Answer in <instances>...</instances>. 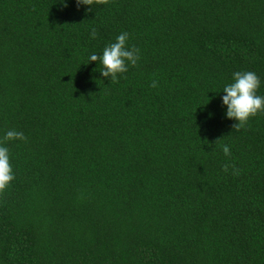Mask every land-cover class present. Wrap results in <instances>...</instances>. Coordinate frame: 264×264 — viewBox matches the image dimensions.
<instances>
[{
  "label": "trees",
  "instance_id": "16d2710c",
  "mask_svg": "<svg viewBox=\"0 0 264 264\" xmlns=\"http://www.w3.org/2000/svg\"><path fill=\"white\" fill-rule=\"evenodd\" d=\"M122 32L140 58L111 82L89 56ZM236 71L264 96V0H0V264H264V112L232 128Z\"/></svg>",
  "mask_w": 264,
  "mask_h": 264
},
{
  "label": "clouds",
  "instance_id": "9594fccd",
  "mask_svg": "<svg viewBox=\"0 0 264 264\" xmlns=\"http://www.w3.org/2000/svg\"><path fill=\"white\" fill-rule=\"evenodd\" d=\"M109 0H76L77 7L81 5L93 6L107 4ZM65 6L66 3H65ZM92 11V7L86 9ZM93 39L97 36V30L93 28L90 33ZM129 33L122 32L116 37V41L108 44L102 52V55L91 54L89 62L99 61L102 65V76L109 78L111 82H118V74L128 71V65L136 66L139 60V49L136 46L129 48L127 41ZM260 78L254 71H236L233 73V82L224 86L222 102L227 106V118L237 121L232 128L239 131L247 125L250 117H254L259 112H264V96L257 95L260 87ZM158 86L157 81H152L151 87ZM4 141L15 139L26 140L23 132L15 129L8 130L4 136ZM225 156H230V148L224 145L222 148ZM235 175L240 174V170L231 165ZM229 164L223 165V171L227 172ZM14 173L10 163L9 150L5 146H0V193H3L11 181L14 180Z\"/></svg>",
  "mask_w": 264,
  "mask_h": 264
}]
</instances>
